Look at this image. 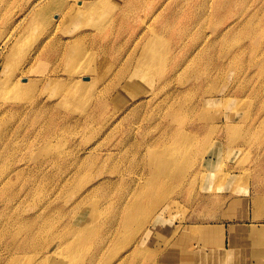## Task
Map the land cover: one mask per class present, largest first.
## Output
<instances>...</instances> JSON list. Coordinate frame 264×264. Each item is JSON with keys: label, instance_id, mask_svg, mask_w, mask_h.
I'll return each instance as SVG.
<instances>
[{"label": "rangeland", "instance_id": "obj_1", "mask_svg": "<svg viewBox=\"0 0 264 264\" xmlns=\"http://www.w3.org/2000/svg\"><path fill=\"white\" fill-rule=\"evenodd\" d=\"M182 249L264 264V0H0V264Z\"/></svg>", "mask_w": 264, "mask_h": 264}, {"label": "crops", "instance_id": "obj_2", "mask_svg": "<svg viewBox=\"0 0 264 264\" xmlns=\"http://www.w3.org/2000/svg\"><path fill=\"white\" fill-rule=\"evenodd\" d=\"M188 227H203L201 224L195 225H186ZM206 235H200L199 237H203ZM167 256L168 257H175V256H181V257H188V258H193V259H188L186 261H182L181 264H216V261L214 260H209V253L204 252V251H191L188 249H182L180 251H167ZM216 254L212 256V258H220L221 255L219 252H215Z\"/></svg>", "mask_w": 264, "mask_h": 264}, {"label": "bare ground", "instance_id": "obj_3", "mask_svg": "<svg viewBox=\"0 0 264 264\" xmlns=\"http://www.w3.org/2000/svg\"><path fill=\"white\" fill-rule=\"evenodd\" d=\"M148 49L152 52L158 50L156 48H152V47H148ZM158 159V158H157ZM156 159V160H157ZM161 167L156 165L155 166V169L158 171ZM189 229L187 230L188 232H191L193 234H198V235H206V234H210L212 232H216V231H212V230H215V229H212V228H203V227H188ZM198 228V229H197ZM236 231V230H235ZM243 232H245V230H243Z\"/></svg>", "mask_w": 264, "mask_h": 264}]
</instances>
